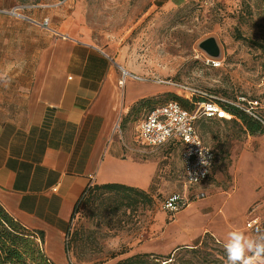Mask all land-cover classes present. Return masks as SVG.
I'll return each instance as SVG.
<instances>
[{
    "label": "rangeland",
    "instance_id": "obj_1",
    "mask_svg": "<svg viewBox=\"0 0 264 264\" xmlns=\"http://www.w3.org/2000/svg\"><path fill=\"white\" fill-rule=\"evenodd\" d=\"M33 19L43 25L49 19L46 29L91 40L111 53L121 63V78L127 76L120 84L124 99L131 85L166 81L158 98L139 100L119 117L135 152L156 166L148 196L129 205L121 194L90 190L71 220L66 250L60 258L50 256L55 264H162L170 254L154 252L157 246L166 250L182 239V224L179 230L169 226L186 209L173 218L163 207L177 192H203L192 205H203L213 223L202 243L180 247L170 264H226L222 244L230 230L249 236L264 230V131L253 134L234 117L199 119L198 132L218 157L210 177L195 187L185 181L179 149L147 148L136 137L153 106L176 96L188 99L168 81L264 117V0H0V66L35 51ZM210 36L222 46L218 66L199 48ZM251 219L258 222L249 227Z\"/></svg>",
    "mask_w": 264,
    "mask_h": 264
},
{
    "label": "crops",
    "instance_id": "obj_2",
    "mask_svg": "<svg viewBox=\"0 0 264 264\" xmlns=\"http://www.w3.org/2000/svg\"><path fill=\"white\" fill-rule=\"evenodd\" d=\"M33 22L35 51L0 66V203L28 228L43 230L46 251L56 259L89 187L119 183L147 190L152 184L156 166L135 152L119 117L165 89L161 80L131 85L124 99L120 84L127 76L121 78V63L104 47ZM192 203L169 226L182 224V239L154 252L202 243L212 214Z\"/></svg>",
    "mask_w": 264,
    "mask_h": 264
},
{
    "label": "built area",
    "instance_id": "obj_3",
    "mask_svg": "<svg viewBox=\"0 0 264 264\" xmlns=\"http://www.w3.org/2000/svg\"><path fill=\"white\" fill-rule=\"evenodd\" d=\"M44 25H49V19L44 21ZM208 62L215 66L220 65V61L217 59L209 58ZM124 81L122 80L121 83L124 84ZM161 82L166 81L162 80ZM168 82L180 91H184L185 94L182 95L189 99H193L195 94L205 98L196 103L197 107L194 111L186 109L174 100L154 107L138 125V141L141 145L153 149L163 148L171 142H181L180 154L184 165L185 181L189 187L199 186L210 177L217 154L213 147L204 142L196 123L203 117L231 119L232 114L215 96L184 83ZM255 104H258V101ZM248 112L253 114L250 110ZM117 128L120 129L119 124ZM178 128L181 129L179 133L177 132ZM201 152H203V156ZM202 159L208 160L209 163H201ZM203 195V192L193 194L187 192L172 193L164 200L163 207L168 213L175 215L188 207L193 200L201 198ZM257 222V219H251L248 226L252 227ZM171 260H165L162 264H169Z\"/></svg>",
    "mask_w": 264,
    "mask_h": 264
},
{
    "label": "trees",
    "instance_id": "obj_4",
    "mask_svg": "<svg viewBox=\"0 0 264 264\" xmlns=\"http://www.w3.org/2000/svg\"><path fill=\"white\" fill-rule=\"evenodd\" d=\"M204 98L205 97L199 94H195L193 99H184L180 96H176L175 100L186 109L194 111L197 107L196 103L202 101ZM149 102L150 101H148V103ZM221 104L229 111L230 114H232V118L234 117L237 122L242 123L243 126H245L251 133L255 134L264 131V117L260 116V118H257L239 106ZM156 106L158 105L153 106L149 111ZM231 119L225 118V120ZM167 147H176L181 153L182 143L171 142L167 145ZM93 188L109 193L121 194L123 200H126L129 205L137 204L139 198L142 196H148L146 190L125 184L111 183L97 185L96 187L91 186L85 191L83 197L79 200L75 213L83 198ZM170 259H172V254L169 255L167 260ZM0 264H55L46 251L45 232L43 230L28 228L22 222L15 219L1 205V203Z\"/></svg>",
    "mask_w": 264,
    "mask_h": 264
},
{
    "label": "clouds",
    "instance_id": "obj_5",
    "mask_svg": "<svg viewBox=\"0 0 264 264\" xmlns=\"http://www.w3.org/2000/svg\"><path fill=\"white\" fill-rule=\"evenodd\" d=\"M180 131L178 128L177 132ZM201 163L209 162L202 159ZM222 246L226 253V264H264V230L257 229L254 236L246 235L239 229L230 230Z\"/></svg>",
    "mask_w": 264,
    "mask_h": 264
},
{
    "label": "water",
    "instance_id": "obj_6",
    "mask_svg": "<svg viewBox=\"0 0 264 264\" xmlns=\"http://www.w3.org/2000/svg\"><path fill=\"white\" fill-rule=\"evenodd\" d=\"M199 48L206 52L211 59L222 57V46L215 36H210L199 42Z\"/></svg>",
    "mask_w": 264,
    "mask_h": 264
},
{
    "label": "bare ground",
    "instance_id": "obj_7",
    "mask_svg": "<svg viewBox=\"0 0 264 264\" xmlns=\"http://www.w3.org/2000/svg\"><path fill=\"white\" fill-rule=\"evenodd\" d=\"M126 73H128V72L126 71Z\"/></svg>",
    "mask_w": 264,
    "mask_h": 264
}]
</instances>
